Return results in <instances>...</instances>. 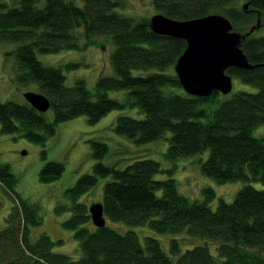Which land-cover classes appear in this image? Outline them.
<instances>
[{"label": "trees", "instance_id": "trees-1", "mask_svg": "<svg viewBox=\"0 0 264 264\" xmlns=\"http://www.w3.org/2000/svg\"><path fill=\"white\" fill-rule=\"evenodd\" d=\"M152 4L156 13L180 20L222 13L242 34L255 26L241 47L256 66L231 67L227 72L256 90L214 91L209 96L187 93L174 70L186 41L153 32L150 16L123 14L120 9L126 8V0H44L43 4L0 0V43L17 44L7 53L15 58V79L36 83L50 99L54 115L48 119L26 99L24 103L0 101L1 129L44 144L62 121L83 115L94 124L111 110L136 107L143 117H117L115 131L120 135L137 144L167 142V160L175 163L195 157L193 163L203 174L219 183L264 184V35H255L264 16V0H152ZM79 28L88 38L110 35L114 44L115 73L102 74L93 90L82 78L68 85L60 65L38 58V53L79 47ZM137 69L151 71L135 73ZM111 90L127 92L118 99L110 96ZM261 126L263 132L258 134ZM91 146L97 159L93 172L65 190L69 203L55 207L58 213L70 212L63 226L78 241V258L54 250L61 239L55 241L39 229L44 221L41 203L17 190V175L0 160V185L14 199L0 228V264H264V188L244 185L232 202L221 197L213 209L210 202L216 191L212 187L202 190V201L179 191L175 164L164 168L157 159L139 158L117 168L103 161L109 151L104 140L92 139ZM64 170L61 161L47 160L39 178L50 183ZM165 173L167 177H158ZM102 177L107 178L101 200L106 220L146 225L157 233L187 231L204 242L183 250L173 239L168 253L152 235L143 243L134 230L121 232L107 222L95 225L88 205L80 199Z\"/></svg>", "mask_w": 264, "mask_h": 264}, {"label": "rangeland", "instance_id": "rangeland-1", "mask_svg": "<svg viewBox=\"0 0 264 264\" xmlns=\"http://www.w3.org/2000/svg\"><path fill=\"white\" fill-rule=\"evenodd\" d=\"M13 3L15 0H7ZM44 0H41L43 4ZM243 5V2L240 6ZM120 11L136 18L150 16L156 13L152 0H126V8ZM255 31V35H264V16ZM79 35V47L63 49L56 53H38V58L51 65H60L67 78V84L72 85L75 79L82 78L86 81L89 89L93 90L102 74H114L111 63V53L114 44L110 35L92 36L88 38L84 34V28L76 32ZM17 44L11 42L0 43V101L13 100L19 103L25 102V92H41L36 83L22 84L15 79V58L7 54ZM154 70V69H152ZM151 70H134L135 73L149 72ZM253 85L243 83L238 77H233V90H256ZM126 90H111L109 94L113 98L124 99ZM121 114L135 117H143L144 114L136 107L114 109L108 112L96 123H89L86 116H76L73 119L62 121L55 132L47 136L44 144L32 141L17 133L6 132L1 129L0 123V160L8 163L18 177L17 190L24 196H30L42 205L44 221L39 228L47 232L53 240L61 239L56 243L54 250L64 252L78 258V241L73 236V231L63 226V221L70 216L69 211L56 212L55 207L59 203H69L65 190L77 182L85 173L93 172L97 163L92 155V139L104 140L109 145V151L103 161L123 168L127 164L139 158H153L159 160L164 168L176 165L174 177L178 183L179 191L191 200H204L202 190L212 187L216 191V197L211 200L213 209H217L219 198L227 202L235 199L236 193L244 185L251 184L256 188L263 189L264 184L260 181H229L219 183L212 177L206 176L201 168L193 163V158H181L171 162L165 158L168 143L164 141L137 144L131 139L124 137L115 131V121ZM48 119H53V110L46 112ZM263 132V126L258 134ZM46 151L44 157L43 151ZM150 153V154H148ZM142 154H148L141 156ZM208 152L205 154L207 155ZM206 158V157H205ZM47 160H58L64 164L63 174L55 181L46 183L40 180V170ZM192 162V163H191ZM168 174H159L165 178ZM107 178H99L98 183L90 191L85 193L80 200L88 205L99 202L103 198L104 184ZM14 199L12 195L0 185V228L5 223V218L11 211ZM93 224V223H92ZM107 224L121 232L134 230L140 236L142 242L147 235L159 239L162 247L168 252L171 240L178 239L183 250L190 248L195 243L204 242L203 238L192 237L187 231L183 233H157L146 225L130 226L123 222L107 220ZM37 229L36 232L39 230ZM214 242V241H213ZM217 243V242H214ZM213 243V244H214ZM215 245V244H214ZM215 254V248L209 244ZM77 251V252H76ZM75 252V253H74Z\"/></svg>", "mask_w": 264, "mask_h": 264}, {"label": "water", "instance_id": "water-1", "mask_svg": "<svg viewBox=\"0 0 264 264\" xmlns=\"http://www.w3.org/2000/svg\"><path fill=\"white\" fill-rule=\"evenodd\" d=\"M249 2L244 4L247 9ZM150 26L159 35L184 39L185 50L179 56L174 70L184 90L195 96H209L214 91L229 94L233 90V77L227 72L231 67L254 68L241 45L246 34L234 30L232 20L222 13H211L192 19H174L163 13L151 16ZM25 99L39 112L46 113L50 99L42 92L27 91ZM92 221L97 226L106 225L104 205L101 201L89 206Z\"/></svg>", "mask_w": 264, "mask_h": 264}]
</instances>
